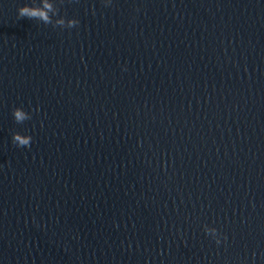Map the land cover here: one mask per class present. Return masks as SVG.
<instances>
[{
	"label": "water",
	"instance_id": "water-1",
	"mask_svg": "<svg viewBox=\"0 0 264 264\" xmlns=\"http://www.w3.org/2000/svg\"><path fill=\"white\" fill-rule=\"evenodd\" d=\"M0 264H264V0H0Z\"/></svg>",
	"mask_w": 264,
	"mask_h": 264
},
{
	"label": "clouds",
	"instance_id": "clouds-1",
	"mask_svg": "<svg viewBox=\"0 0 264 264\" xmlns=\"http://www.w3.org/2000/svg\"><path fill=\"white\" fill-rule=\"evenodd\" d=\"M25 7H27V5H25V6H23V7H20V8L18 9V14H19L20 17H25V16H29V15H30L29 13H26V12L24 11V8H25ZM17 146L19 147V146H21V145H18V144H17ZM27 146H28V145H27ZM205 230L208 231L207 228H206ZM215 233H216V229H212V234L215 235ZM217 242L219 243V241H217Z\"/></svg>",
	"mask_w": 264,
	"mask_h": 264
}]
</instances>
